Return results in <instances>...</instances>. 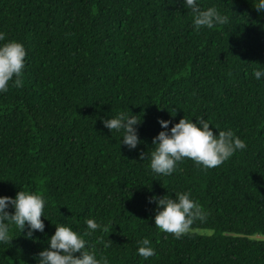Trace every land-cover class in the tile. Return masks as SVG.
<instances>
[{
	"label": "trees",
	"instance_id": "obj_1",
	"mask_svg": "<svg viewBox=\"0 0 264 264\" xmlns=\"http://www.w3.org/2000/svg\"><path fill=\"white\" fill-rule=\"evenodd\" d=\"M258 0H199L229 17L195 30L183 0H0V32L26 50L23 86L0 93V196L46 198L43 233L13 228L0 264H37L55 226L108 264H264V12ZM5 41H0L3 43ZM141 117L134 150L101 123ZM204 119L246 144L216 168L149 167L158 120ZM210 126V127H211ZM145 158H140L141 154ZM190 192L205 213L179 238L153 224L152 196ZM11 211V209H10ZM147 238L155 254L137 255ZM108 247H105V244ZM78 255V254H77Z\"/></svg>",
	"mask_w": 264,
	"mask_h": 264
},
{
	"label": "clouds",
	"instance_id": "obj_2",
	"mask_svg": "<svg viewBox=\"0 0 264 264\" xmlns=\"http://www.w3.org/2000/svg\"><path fill=\"white\" fill-rule=\"evenodd\" d=\"M183 7L191 11L193 26L212 29L214 26L225 25L229 17L216 6L202 9L199 0H183ZM258 12H264V0L254 3ZM0 41H5V34L0 32ZM26 50L22 43L8 40L0 43V93L13 87L23 86V69L25 68ZM256 80L264 77V67L253 70ZM101 123L111 133H122L121 143L129 150L137 148L141 143L138 138V126L141 117L118 112L113 118L102 119ZM162 131L152 140L153 150L150 154L149 167L153 173L170 176L178 170V165L185 159H191L197 166L212 169L230 159L237 151L244 150L246 144L231 129L217 131L214 134L210 123L204 119L195 120L181 118L178 123L170 120H158ZM211 126V127H210ZM143 160L145 154H141ZM175 198L168 195L152 196L149 203H155L153 224L161 232L170 233L176 238L187 234L196 220L203 221L205 213L202 206L191 198L190 192L174 193ZM46 198L41 194L20 190L15 197L0 196V243L12 241L13 228L24 232L31 238L34 232L43 233ZM11 209V211H10ZM87 231L83 234L73 230L66 224L55 226L54 234L47 240V247L37 254V264H108L106 257L97 258L95 250H88L84 236L96 231L108 232L110 223L97 222L95 219L84 221ZM137 255L144 259L155 254L147 238L139 241ZM108 247V244H105ZM78 254V255H77Z\"/></svg>",
	"mask_w": 264,
	"mask_h": 264
}]
</instances>
